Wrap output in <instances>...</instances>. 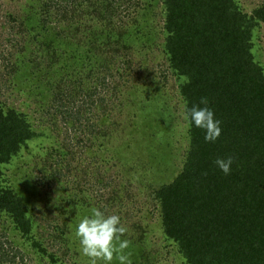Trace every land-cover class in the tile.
<instances>
[{
	"label": "rangeland",
	"instance_id": "374dc122",
	"mask_svg": "<svg viewBox=\"0 0 264 264\" xmlns=\"http://www.w3.org/2000/svg\"><path fill=\"white\" fill-rule=\"evenodd\" d=\"M39 1L0 0V53H4L0 54V104L26 112L36 131L27 147L3 168L2 178L24 197L33 220L32 235L62 264H89L80 253L75 227L96 207L121 218L127 228L121 239L130 241L124 252L130 254L132 264H183L176 243L163 233L152 194V188L169 182L181 170L188 148L179 81L162 47V5L158 0H114L126 45H116L119 51L111 53L116 57L115 89L98 93L114 97L92 107L76 96L81 114L67 123L64 112H74L75 104L62 98L59 107L51 106L47 65L57 67L51 55L62 53L67 43L76 45L87 33L85 28L89 35L93 29L99 33L102 22L89 12L112 1L60 0L73 12V22L67 24L75 31L61 30L58 45L49 39L66 24L61 4L49 3L46 29L34 20L19 24L30 13H45ZM237 1L248 13L264 4V0ZM16 16L21 18L18 22ZM252 42L264 65V23L253 28ZM19 47L23 53L17 55L27 57L28 63L24 61L22 72L14 73L5 69V55L13 60L15 55L7 52ZM33 59L40 62L34 69L29 68ZM0 248L13 257L5 264H47L4 213H0ZM113 264H119L115 257Z\"/></svg>",
	"mask_w": 264,
	"mask_h": 264
},
{
	"label": "trees",
	"instance_id": "16d2710c",
	"mask_svg": "<svg viewBox=\"0 0 264 264\" xmlns=\"http://www.w3.org/2000/svg\"><path fill=\"white\" fill-rule=\"evenodd\" d=\"M40 1L45 13H30L19 24L34 20L46 29L49 5L61 4L66 24L49 39L58 45L61 30L75 31L67 24L73 22V12L60 0ZM111 1L89 12L88 16L102 22L100 32L93 29L90 36L85 28L87 33L76 45L67 43L62 53L51 55L57 67L47 65L51 106L59 107L62 98L75 104L74 112H64L67 123L81 114L76 96L87 104L90 101L92 107L114 97L98 95L103 88L115 89L116 57L111 53L119 51L116 45H126V31ZM158 1L162 5V47L179 81L183 113L186 105L191 107L207 97V106L222 122L215 142H206L204 131L187 123L188 148L181 170L169 182L152 188L163 233L176 243L183 264H264V65L252 42L253 28L264 23V4L248 13L237 0ZM22 47L8 50L15 58L5 55L6 70L17 73L27 62V57L18 56ZM30 63L34 69L40 62L33 59ZM35 136L26 112L0 104V213L11 219L47 264H62L55 252H48L32 235L33 220L24 197L2 178L6 164ZM229 156L234 162L225 175L214 161ZM10 259L1 250L0 263Z\"/></svg>",
	"mask_w": 264,
	"mask_h": 264
},
{
	"label": "clouds",
	"instance_id": "9594fccd",
	"mask_svg": "<svg viewBox=\"0 0 264 264\" xmlns=\"http://www.w3.org/2000/svg\"><path fill=\"white\" fill-rule=\"evenodd\" d=\"M207 97H202L198 104L185 106L183 119L189 127L195 126L204 131L206 142H215L221 135V121L216 119L213 109L208 107ZM203 105V107L201 106ZM233 158H216L214 164L225 175L230 174ZM127 228L116 214H106L93 207L90 215L84 216L75 227V236L79 241L80 253L87 257L89 264H113L114 257L119 264H132L130 254L124 250L130 241L121 239Z\"/></svg>",
	"mask_w": 264,
	"mask_h": 264
}]
</instances>
